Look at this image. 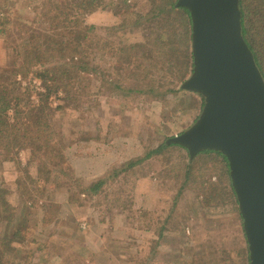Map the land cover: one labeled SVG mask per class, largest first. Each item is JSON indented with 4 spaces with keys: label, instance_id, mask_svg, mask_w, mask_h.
<instances>
[{
    "label": "rangeland",
    "instance_id": "obj_1",
    "mask_svg": "<svg viewBox=\"0 0 264 264\" xmlns=\"http://www.w3.org/2000/svg\"><path fill=\"white\" fill-rule=\"evenodd\" d=\"M41 2L0 0V19L8 15L11 20L8 33H0V66L16 59L14 48L21 44L25 30L51 29L37 19ZM100 2L94 11L81 15L85 25L93 27L88 33V56L99 73H87L92 82L76 101H54L55 107L64 103L65 108L57 110L53 119L63 152L55 165L47 166L52 173L39 171L37 159L32 160L26 150L20 151L21 166L0 155V187L9 191L11 204L21 210L23 218L21 250L12 252L10 261L249 264L239 205L227 193L206 200L202 192L203 179L228 188L222 157L202 156L192 181L186 180L185 173L188 152L180 149L155 154L118 177L111 175L113 169L144 157L184 132L202 110L201 98L183 99V82L172 71L162 75L166 86L157 85L153 94L137 80H128L125 87L134 84L144 93L127 94L126 88L113 91V84H105V80L127 79V61L114 56L119 44L143 42L149 30L144 25L111 30L122 24L123 17L116 14L110 0ZM129 2L134 5L132 18L136 12L146 15L151 8L149 0ZM167 87L181 91L166 92ZM106 176L109 180L100 191L89 190L92 182ZM20 178L40 190L30 193L26 187L20 191Z\"/></svg>",
    "mask_w": 264,
    "mask_h": 264
},
{
    "label": "trees",
    "instance_id": "obj_2",
    "mask_svg": "<svg viewBox=\"0 0 264 264\" xmlns=\"http://www.w3.org/2000/svg\"><path fill=\"white\" fill-rule=\"evenodd\" d=\"M100 1L104 0H43L37 19L43 25L48 24L51 29L44 27L25 30L26 33L21 34V44L14 48L16 59L9 66H0V155L6 161H15L21 166L20 151L26 150L32 160L37 159L39 171L51 174L52 170H48L47 166L55 165V159L62 156L63 146L61 140L58 142L53 119L56 111L65 108V105L62 103L55 107L54 101H76L77 96L85 93L92 82L87 73L90 71L99 73V69L91 64L88 56L90 48L88 33L93 27L86 26L81 15L84 17L94 11L100 6L98 5ZM149 1L151 8L148 13L143 15L136 12L137 17L132 18L130 15L134 13V5L132 7L129 0H110V6L117 10L116 14L123 17L122 24L110 28L111 30L124 29L130 25H144L145 29L149 30L145 41L127 45L120 43L116 48L114 56L127 61L128 74L125 77L127 79H117L116 83L105 80V84H113V91L126 88L128 90L126 93L132 94L142 93L143 89H147L148 93L153 94L157 85L162 88L166 86L162 76L165 72L175 73L180 83L193 72L192 21L189 11L177 7V0ZM240 6L245 39L254 52L264 76V0H240ZM143 20L146 21L145 24ZM10 24L8 15L3 16L0 19V33H8L7 26ZM96 49H99L98 44ZM128 80L144 83L143 89L136 88L134 84V87H125ZM36 81L40 84L37 85ZM169 83L171 84V81ZM177 91L181 90L174 87L166 88V92ZM187 96L193 99L201 98L200 110L203 109L202 95L185 91L183 99ZM167 140L144 157L113 169L111 175L118 177L155 154L160 155L167 150L177 152L185 150L189 158L185 165L186 180L192 181L194 169L202 156L222 157L226 163L225 172L230 179L228 188L220 187L212 179H203L202 192L207 194L206 200H217L221 194L227 193L232 202L238 205L226 156L218 151L207 150L191 160L186 148L178 144H168ZM108 180L106 176L92 182L89 190L100 191ZM34 181L38 182L37 179ZM34 181L32 182L35 183ZM17 183L20 191L26 187H30V193L40 190L34 184L29 186L27 181L21 182V178ZM8 192L7 189L0 187V264H15L14 261H10V254L21 250V245L18 244L21 243L23 218L21 210L17 211V207L11 204ZM162 236L163 231L160 238ZM17 264H21V259Z\"/></svg>",
    "mask_w": 264,
    "mask_h": 264
},
{
    "label": "water",
    "instance_id": "obj_3",
    "mask_svg": "<svg viewBox=\"0 0 264 264\" xmlns=\"http://www.w3.org/2000/svg\"><path fill=\"white\" fill-rule=\"evenodd\" d=\"M192 21L193 72L181 89L204 98L200 116L167 140L221 152L243 218L249 264H264V76L243 33L240 0H177Z\"/></svg>",
    "mask_w": 264,
    "mask_h": 264
}]
</instances>
